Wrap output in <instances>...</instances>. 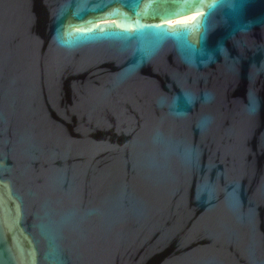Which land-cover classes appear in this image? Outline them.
I'll list each match as a JSON object with an SVG mask.
<instances>
[{"label":"water","instance_id":"obj_1","mask_svg":"<svg viewBox=\"0 0 264 264\" xmlns=\"http://www.w3.org/2000/svg\"><path fill=\"white\" fill-rule=\"evenodd\" d=\"M0 264H264V0H0Z\"/></svg>","mask_w":264,"mask_h":264},{"label":"bare ground","instance_id":"obj_2","mask_svg":"<svg viewBox=\"0 0 264 264\" xmlns=\"http://www.w3.org/2000/svg\"><path fill=\"white\" fill-rule=\"evenodd\" d=\"M194 16H195V14H188L185 16L178 17L174 20H170L169 23L173 24L175 22H189L190 20H192L194 18Z\"/></svg>","mask_w":264,"mask_h":264}]
</instances>
